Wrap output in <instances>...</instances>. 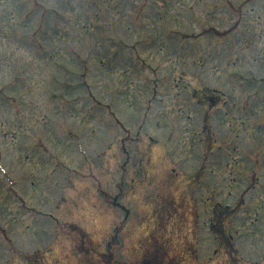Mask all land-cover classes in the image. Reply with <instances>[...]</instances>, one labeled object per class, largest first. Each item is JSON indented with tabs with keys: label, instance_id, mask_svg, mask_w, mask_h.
<instances>
[{
	"label": "rangeland",
	"instance_id": "1",
	"mask_svg": "<svg viewBox=\"0 0 264 264\" xmlns=\"http://www.w3.org/2000/svg\"><path fill=\"white\" fill-rule=\"evenodd\" d=\"M261 76L264 0H0V264H264Z\"/></svg>",
	"mask_w": 264,
	"mask_h": 264
}]
</instances>
